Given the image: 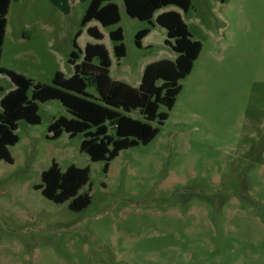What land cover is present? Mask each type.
I'll return each instance as SVG.
<instances>
[{
	"label": "rangeland",
	"instance_id": "374dc122",
	"mask_svg": "<svg viewBox=\"0 0 264 264\" xmlns=\"http://www.w3.org/2000/svg\"><path fill=\"white\" fill-rule=\"evenodd\" d=\"M89 1L11 0L0 67L43 83L56 71L72 74L71 41ZM113 2L120 21L89 22L103 38L84 27L77 45L104 44L111 78L134 86L144 66L176 53L159 26L137 47L136 32L150 25ZM163 10L178 11L202 48L173 107L159 106L168 112L159 133L121 150L105 173L104 162L80 150L81 133L47 137L53 119L70 114L56 99L39 103L40 123L19 120L13 162L0 160V264H264V0H191L187 13ZM117 27L120 59L109 39ZM0 87V98L14 87L2 73ZM52 161L61 171L89 167L79 190L91 196L86 208L71 211L69 200L54 203L34 188Z\"/></svg>",
	"mask_w": 264,
	"mask_h": 264
},
{
	"label": "trees",
	"instance_id": "16d2710c",
	"mask_svg": "<svg viewBox=\"0 0 264 264\" xmlns=\"http://www.w3.org/2000/svg\"><path fill=\"white\" fill-rule=\"evenodd\" d=\"M10 1L0 0V54ZM123 5L129 17L165 30L167 38L164 43L176 53L175 58H163L147 64L137 86L111 78V58L106 46L86 43L81 50L76 39L81 29L93 20L102 27L117 24L120 21L119 8L113 0H90L80 20V28L72 39V50L67 60L73 69L70 76L56 71L50 83L34 82L20 72L0 67V73L8 76L14 86L0 98V160L13 162L9 147L19 140L17 122L40 123L38 104L53 99L62 104L70 117L54 118L47 128V137L56 139L63 131L70 137L81 133L80 150L92 162H104L105 173L121 150L146 145L157 136L168 118V112L159 111V106L163 105L167 110L173 107L181 90L180 81L190 73L202 48L201 42L192 38L178 11L157 12L167 6H176L187 13L191 0H123ZM150 27L136 32L137 47L141 46V40L150 32ZM86 32L97 40L103 38L96 26H87ZM109 39L113 42L116 59L124 57L122 28L109 31ZM89 86L95 88L96 96L87 91ZM134 113L140 118L132 116ZM88 182V166L70 165L61 171L58 164L52 161L42 171L41 183L34 188L54 203L69 200L68 209L80 211L91 202L88 192L79 193Z\"/></svg>",
	"mask_w": 264,
	"mask_h": 264
},
{
	"label": "crops",
	"instance_id": "0c3cea01",
	"mask_svg": "<svg viewBox=\"0 0 264 264\" xmlns=\"http://www.w3.org/2000/svg\"><path fill=\"white\" fill-rule=\"evenodd\" d=\"M162 11H164L163 9H161V10H159L157 13H159V12H162ZM87 26H88V24L85 26L86 28H87ZM97 27V26H96ZM155 27V26H154ZM154 27H151L150 28V32L144 37V38H142V40H141V42L145 39V38H147L150 34H151V32H152V30H153V28ZM98 28V27H97ZM99 29V28H98ZM103 34V33H102ZM29 34H27V36H28ZM79 37V36H78ZM93 38V37H92ZM73 39V38H72ZM95 39V38H94ZM97 40V39H96ZM76 43H77V39H76ZM71 44H72V41H71ZM86 45V44H85ZM107 48V47H106ZM107 50H108V52H109V55H110V51H109V49L107 48ZM71 52V51H70ZM110 58H111V55H110ZM175 58V57H174ZM173 58V59H174ZM111 67H112V59H111ZM111 67H110V71H111ZM145 67V66H144ZM71 75V74H70ZM69 75V76H70ZM52 79V78H51ZM140 82V81H139ZM139 82H138V84H139ZM138 84H136V85H134V86H137Z\"/></svg>",
	"mask_w": 264,
	"mask_h": 264
}]
</instances>
